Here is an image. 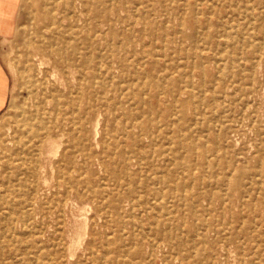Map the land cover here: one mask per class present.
<instances>
[{"label":"bare ground","instance_id":"6f19581e","mask_svg":"<svg viewBox=\"0 0 264 264\" xmlns=\"http://www.w3.org/2000/svg\"><path fill=\"white\" fill-rule=\"evenodd\" d=\"M25 1L0 264H264V0Z\"/></svg>","mask_w":264,"mask_h":264},{"label":"rangeland","instance_id":"374dc122","mask_svg":"<svg viewBox=\"0 0 264 264\" xmlns=\"http://www.w3.org/2000/svg\"><path fill=\"white\" fill-rule=\"evenodd\" d=\"M1 16H2L1 18H3L2 21L4 19H6V18H9L11 16L10 10H7L6 12H3V14ZM28 22H29V18H28L26 1L25 0H21L20 4H19V7H18L16 31L10 38H8V39H6L4 41V43L2 45V48H1V55H2V57H3V59H4L5 63H6V66L8 67L9 72H10L11 85L14 84V77H13V75L11 73L10 68H9V63H10L11 60H14L13 62L15 64H17V66L18 65H19V67L23 66L22 57L19 55L18 51L23 49V44H24L23 30L26 27ZM23 25H25V26H23ZM13 44H14L15 50L12 49L13 48ZM12 53L15 56L12 55ZM9 56H11L13 59L11 57L9 58ZM18 56H19V58H18ZM9 59H11V60H9ZM11 89H12V86H11ZM10 97H11L10 99H12L14 97L12 93H10ZM10 99H9L8 106L5 109V112L0 114V145H2L4 143L2 146H0V158H3L2 156L4 155V152H5L4 151V145H5V139H6V128H7V125L9 123V120H10V119H7V118H11V116L13 114V111H14V107L12 106V104H10V101H11ZM7 114H9V117L7 116ZM2 117H4L5 119L4 118L2 119ZM0 160H2V159H0Z\"/></svg>","mask_w":264,"mask_h":264},{"label":"crops","instance_id":"0c3cea01","mask_svg":"<svg viewBox=\"0 0 264 264\" xmlns=\"http://www.w3.org/2000/svg\"><path fill=\"white\" fill-rule=\"evenodd\" d=\"M17 14H18V9L12 17L4 19L0 24V113L1 114L2 112L5 111L6 107L8 106L10 93H11V86H12L10 72L1 55V48L4 41L10 38L16 31Z\"/></svg>","mask_w":264,"mask_h":264}]
</instances>
